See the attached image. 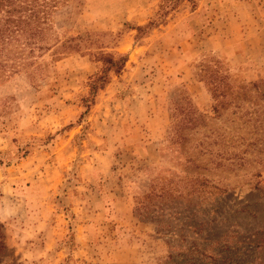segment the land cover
Returning <instances> with one entry per match:
<instances>
[{"label": "rangeland", "instance_id": "obj_1", "mask_svg": "<svg viewBox=\"0 0 264 264\" xmlns=\"http://www.w3.org/2000/svg\"><path fill=\"white\" fill-rule=\"evenodd\" d=\"M162 2L60 0L79 48H0V264H264V0L140 29Z\"/></svg>", "mask_w": 264, "mask_h": 264}, {"label": "trees", "instance_id": "obj_2", "mask_svg": "<svg viewBox=\"0 0 264 264\" xmlns=\"http://www.w3.org/2000/svg\"><path fill=\"white\" fill-rule=\"evenodd\" d=\"M182 1L184 0H163L156 16L148 24L139 26V28H150L165 23L169 12ZM59 3L60 0H44L42 3H39V0H0V9L2 8L5 13L3 18L5 23L0 26V48L6 47L5 40L10 41V37L15 38L24 46L28 45L29 48H53L54 53L64 50L62 53L66 54L79 48L80 35L61 38L53 29L52 19H50V24L48 22L49 14L59 6ZM41 8L45 15L43 17H41ZM102 59L104 66L101 73H95L90 80L93 94L109 82L107 77L109 71L119 73L124 69L128 56L125 54L116 56L111 52H102Z\"/></svg>", "mask_w": 264, "mask_h": 264}, {"label": "crops", "instance_id": "obj_3", "mask_svg": "<svg viewBox=\"0 0 264 264\" xmlns=\"http://www.w3.org/2000/svg\"><path fill=\"white\" fill-rule=\"evenodd\" d=\"M213 43H214L213 47H210V48H221L222 47L220 42H213ZM173 54L174 53H172L171 55H173ZM171 57L172 56H167L164 58L165 62L162 63L163 68L166 66V64H169V66H174L175 68H178L179 66H182L183 64L186 63V61L182 58L180 59V58L172 57L173 58V60H172ZM167 68H169V67H167Z\"/></svg>", "mask_w": 264, "mask_h": 264}]
</instances>
